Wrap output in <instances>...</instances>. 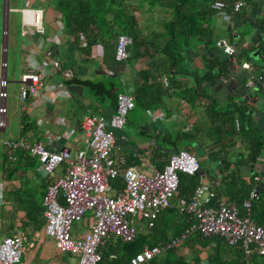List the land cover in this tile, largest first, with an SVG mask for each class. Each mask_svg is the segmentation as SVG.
<instances>
[{
	"label": "crops",
	"instance_id": "0c3cea01",
	"mask_svg": "<svg viewBox=\"0 0 264 264\" xmlns=\"http://www.w3.org/2000/svg\"><path fill=\"white\" fill-rule=\"evenodd\" d=\"M35 2L44 3V11L40 7H32L31 5ZM50 2L51 0H24L23 6L20 7L40 10L44 30L43 34L40 36L35 34L31 28H27L26 33L20 36L19 62L22 69L21 72L31 66L36 67L37 64L33 65L32 60L39 62L45 56L55 61L56 65L51 63L39 69L42 86L37 93L23 101L25 115L17 126V133L19 131L28 141L38 142L50 151L66 148L69 153L72 154L76 149H80L84 146L79 129V122L88 114H96L106 119L113 112L115 104L111 106L109 102L105 101L104 104L100 106L87 89L77 83L70 84L66 82V80L74 78L75 80L101 81L103 83L119 81L121 85L124 86V90L122 91L130 94L134 86L135 72L145 70L149 59L144 57L120 65H106L101 63L103 50L99 43L90 47L88 57L83 56L73 45L72 36L66 34L63 30L62 23L59 20V14ZM125 7L133 12L136 19L138 18L141 26H144V24L147 23L146 21L152 20L150 19L152 18L151 16L155 15L154 11L149 13L144 5L140 8L138 0L125 1ZM13 10L17 11L18 9ZM259 20L262 21L258 22ZM243 21L259 23L260 28H262L261 26H264V13H261L260 9L258 15H256V9H240V11L228 21V40L215 38V41L223 40L233 48V53L230 55L232 70H229V66H227V63L224 61L229 55L224 54L221 48L215 46L213 52L218 55L220 59H223L226 65L224 76L222 75L216 79L212 86L204 84L203 93L205 95L197 93L190 95L192 93L191 90L195 87V79L192 73L198 72L201 69L198 51H203V48L198 45L196 41H193L192 44H190L189 41L188 48L183 52L184 58L181 63L182 72L172 75L173 80L178 83L180 88L168 90L166 93L159 96L157 104L144 109L148 121L141 122L139 126L136 127L137 138L128 134V131L123 128L126 122L129 123V121L125 119L122 128L114 131V142L111 150L113 156H124L127 160V165H133L143 169H147L148 167L161 169L166 163L169 154L180 150L170 145L167 146V143L170 142L172 132H192L193 129L201 128L196 125L199 120L202 121V116L205 120V125L202 129L206 128L208 126L207 121L200 106L201 104L206 105L209 103H211L218 112L225 111L226 107H228L226 110H232L233 107H238L242 113L234 111L231 115L233 120L237 119L239 121L240 119L246 129H251L253 135L262 137L264 144V126L261 123L262 121H257L253 118V106L246 100V97H249L248 95H252V91L249 90V86L246 85V82L249 81L251 77L260 76L263 72L255 69L252 65V62H257L258 60H249L247 56L250 52H254L257 49L262 52L264 50V44L253 43L252 41L241 42V45L235 43L241 40L242 33L239 31L238 26L246 23ZM21 29L22 26L20 25V31ZM235 35L238 36L236 39L233 38ZM243 62L249 64V69L241 68L240 65ZM162 77H165V85L162 84ZM167 77L168 75H160L156 78V81L158 84H161L162 87H166ZM228 78H232V80L229 82V85H226ZM149 82H151V80H148V83ZM61 88L65 89L67 96L64 97L54 93ZM184 89L189 90V93L187 92V95H185L192 101V105L181 97L180 91ZM146 111L148 113H146ZM153 111H157V114L154 115ZM30 115L38 116L35 121H30ZM171 120H178L181 124H178L177 127H172L173 130L170 132L169 128L165 126V123ZM47 133L55 135L57 138L50 139L47 137ZM250 134L251 132L248 131L240 137L235 135V137L232 138V145L226 148L225 152L222 153V158L228 161H232L236 157L244 159L247 149L246 145L242 142V138ZM200 138H203L208 143V147L212 146L202 134H198L195 131L193 137L194 143L188 148L190 150L188 151L189 153L195 150L198 144L197 140ZM152 149H160L166 152V156L153 160L150 158ZM230 152H235V154L231 155ZM86 154H90L89 148L86 149ZM258 159L264 162V145L260 149L255 162H257ZM242 166L249 167L247 164ZM13 168H16L17 171L11 172ZM63 170L64 167L60 164L55 168L54 175L48 176V174L43 177L38 170V162L35 157L18 148H13L9 152V150L2 145V148H0V208L4 207L5 210L14 209L15 213H18L17 216L19 219L22 216L21 212L17 211L20 207L18 205L19 201L27 200L29 202L30 199H26V195H32L34 201H36L39 196L41 197L43 195L46 185L54 178L60 176ZM215 172V166L210 173L203 170L202 175L199 176L198 183L208 181L215 176ZM253 174H255V180L258 181L257 187L260 189V185L263 184L262 189L264 190V175L252 172L247 177H243L239 173L246 182L248 177ZM112 188L113 194L121 189V187L117 188L114 186ZM224 199L226 200V198ZM18 219H16V226L18 225ZM90 220L91 217L88 216V220L84 223L86 234L89 224L91 223ZM88 221H90L89 224ZM17 232L20 233L22 230L16 228L11 231L10 235H1L0 233V239L4 236H11ZM24 232L26 234V231ZM39 233L40 230L30 233L31 236H27L29 245L32 244L33 249L37 250L41 248L42 244V238H38ZM70 235L72 237L85 236L80 235L79 231L75 228H73L72 233L70 231ZM51 242L52 246L50 248L46 249V251L43 249V251L47 253V258L50 261L54 262V264H76V257L74 255L64 252H55L56 248L52 240ZM23 264H27V261L23 262Z\"/></svg>",
	"mask_w": 264,
	"mask_h": 264
},
{
	"label": "built area",
	"instance_id": "2783aa9c",
	"mask_svg": "<svg viewBox=\"0 0 264 264\" xmlns=\"http://www.w3.org/2000/svg\"><path fill=\"white\" fill-rule=\"evenodd\" d=\"M243 6L241 0H213L210 4L214 15L226 22ZM17 11L22 26L20 36L26 33L27 28H31L37 35L43 34L40 10L19 8ZM79 39H83L80 33ZM130 43L131 39L127 35L116 37L113 48L115 61L125 59L126 47ZM215 46L221 48L226 55L233 53V48L223 40L216 41ZM2 51L4 53L3 49ZM51 63L56 65L55 61L45 56L36 67L31 66L21 72L17 89L19 101L23 102L38 92L42 86L39 69ZM240 66L249 69L246 62ZM0 68V130H3L6 126L2 104L6 86L3 57ZM161 81L166 84L165 77ZM246 85L250 86L251 82L247 81ZM54 93L67 96L63 88ZM132 108V96L121 91L116 94L114 110L108 118L96 114L85 116L79 122L84 146L72 154L66 148L50 151L38 142L28 141L19 131L16 140L2 142L9 152L18 148L35 157L43 177L64 164L63 173L46 185L41 199L43 233L53 241L55 248L74 255L76 264H96L100 259L96 248L105 239L111 236L123 242L132 241L136 234L135 221H143L145 228L149 229L160 211L173 207L177 212L186 215L189 221L187 226L162 247L142 245L128 258L126 264H149L162 249L180 245L193 233L203 237L218 236L228 245L239 243L246 264H249L251 255H264V226L249 219L248 200L242 202L246 214L238 217L234 204L216 195L217 176L197 183L186 197L178 195L177 174L193 175L198 167L195 157L188 151L180 149L170 153L161 169L127 165L124 156L111 154L114 131L122 128L126 114ZM233 126L236 131L239 130L240 123L237 119L233 120ZM47 137L57 138L49 133ZM87 148L90 150L89 155L86 154ZM116 178L121 189L113 194L109 180ZM253 195L254 192H251L249 198ZM87 212L91 217L87 234L72 237L71 223L79 221ZM21 252L20 233L0 239V264H17Z\"/></svg>",
	"mask_w": 264,
	"mask_h": 264
},
{
	"label": "trees",
	"instance_id": "16d2710c",
	"mask_svg": "<svg viewBox=\"0 0 264 264\" xmlns=\"http://www.w3.org/2000/svg\"><path fill=\"white\" fill-rule=\"evenodd\" d=\"M125 1L128 0H51L50 3L59 14L63 30L72 36L73 45L83 56L88 57L90 47L99 43L103 50L101 63L106 65H120L144 57L149 59L145 70L135 72L134 86L130 92L133 107L139 105L143 109L150 108L158 103L160 95L168 90L180 88L172 75L182 72L183 52L188 48L189 41H196L203 48V51H198L201 69L192 73L195 87L190 95L194 93L205 95L203 85H214L216 79L226 72L225 62L213 52L216 41L206 21L208 17L214 15L210 8L213 0H138L140 8L144 5L148 12L154 11L155 14L144 26H141L133 12L125 7ZM241 1L244 7L254 10L261 2ZM79 33L83 36L82 40L79 39ZM121 34L129 36L131 43L126 47L125 59L115 61L113 48L116 37ZM160 75H168L166 87L157 83L156 78ZM148 80L151 82L148 83ZM66 82L77 83L87 89L100 106L105 101L114 106L116 93L124 90L119 81L103 83L71 78ZM180 92L181 97L192 105V101L186 96L189 90L184 89ZM200 107L208 126L204 129H193L192 132L176 131L167 146L190 151L188 148L191 143L183 148L179 147L180 143L183 140L193 141L195 131L202 134L212 144L210 156L216 168L214 175L219 178V185L215 188L216 195L234 204L238 217L246 214L242 202L248 200L249 219L264 226V190L257 187L255 174L250 175L246 182L238 170L239 165L254 164L264 145L262 137L253 135L251 129H246L240 119L239 130H234L231 115L234 111L242 113L238 107L223 112H218L211 103L201 104ZM248 131L251 134L242 138L247 149L245 158L236 157L232 161L223 159L222 153L232 145V138L235 135L240 137ZM165 156L166 152L160 149L151 150L150 158L153 160ZM62 165L64 167V164ZM14 171L17 169L11 170ZM177 178V191L180 197H186L199 181V176L183 173H178ZM109 184L112 187H121L117 178L109 180ZM251 192H255V195L249 198ZM26 199H30L29 202L19 201L20 207L17 209L22 216L17 220L16 228L26 231V234L20 232L22 238H27L30 233L44 227L42 206L35 204L32 195H26ZM188 222L186 215L177 212L175 208L163 209L154 219L151 228L145 233L136 231L132 241L123 242L111 236L105 239L96 248L100 257L96 264H126L128 258L142 245L162 247L171 237L181 232ZM183 247H186L187 252L178 253L177 249ZM248 262L264 264V255L253 254ZM149 264H246V262L239 243L228 245L218 236L203 237L193 233L180 245L162 249Z\"/></svg>",
	"mask_w": 264,
	"mask_h": 264
},
{
	"label": "rangeland",
	"instance_id": "374dc122",
	"mask_svg": "<svg viewBox=\"0 0 264 264\" xmlns=\"http://www.w3.org/2000/svg\"><path fill=\"white\" fill-rule=\"evenodd\" d=\"M24 0H0V61L2 57L5 60V80L6 86L4 89V97L2 99V104L4 107V113L6 117V126L3 130H0V148H2V142L5 140L14 141L17 138V126L21 120H23V116L25 115L23 110L24 103L19 101L17 98V89H18V79L21 74V65L19 60V42L21 37L19 35L20 32V21H19V12L14 11L13 9H19L23 6ZM260 2L256 9V15H258V11L260 9L261 13H264V5H260ZM32 7H40L43 11L45 9L44 3L35 2L31 5ZM247 10V7H242ZM150 13V12H149ZM153 16V15H152ZM138 19V18H137ZM207 23L209 24V28H211L213 37L219 39L228 40L229 36V28L228 23L224 22L220 17L215 15L207 18ZM231 23V22H230ZM231 25V24H230ZM247 24H241L238 26L240 32H244L246 30ZM237 28V29H238ZM193 41H190L192 44ZM4 50V53L2 51ZM249 60H253L249 58ZM33 65L38 64V61H32ZM32 65V64H31ZM30 66V65H28ZM1 75V68H0ZM1 101V100H0ZM228 107H226L227 109ZM225 109V110H226ZM157 111H153V114L156 115ZM38 115H30L29 120L35 121ZM125 119L129 121L123 126L128 131V134L133 135L134 138H137V129L141 122L148 121L147 116L144 113L143 107L139 105H135L133 109L127 112ZM26 121V120H25ZM24 121V122H25ZM204 118L202 116V121L199 120L197 122V127L203 128L205 125ZM204 122V124H203ZM178 120H171L170 122H166L165 126L169 128L170 132L173 130L172 127H177ZM206 130V129H205ZM175 132V131H174ZM174 132H172L171 136H173ZM195 139V138H194ZM188 143L193 145V141L183 140L180 143L179 147L183 148ZM197 145L195 150L191 152V154L195 157L198 166H200L205 172L210 173L214 168V162L211 160L210 151L211 147H208V143L202 138L197 140ZM4 146V145H3ZM178 146V145H177ZM198 149V150H197ZM231 155L235 154V152H230ZM55 170L50 173L48 176L54 175ZM36 205L41 204V197L37 198ZM18 213H15V210H5L4 207L0 208V233L1 235H10L12 230L16 229V219H18ZM88 213L79 220L74 221L70 225V231L72 233L73 228L79 231L80 235H86V229L84 223L88 220ZM87 218V219H86ZM91 221V220H90ZM88 221V224L90 223ZM134 226L137 232L145 233L148 229L145 228V224L143 221H135ZM7 231V232H6ZM43 228H40V233L38 238H42V244L40 249H33L32 244L29 245L28 239L26 237L22 238V252L19 258V262L17 264H23V262L27 261V264H54V262L50 261L47 258L46 249L50 248L52 245L51 239L45 235H43ZM23 233V231H22ZM30 246V247H28ZM55 252L61 253L59 250L55 249ZM178 253H186V247L178 248ZM76 260V259H75Z\"/></svg>",
	"mask_w": 264,
	"mask_h": 264
},
{
	"label": "water",
	"instance_id": "95a60500",
	"mask_svg": "<svg viewBox=\"0 0 264 264\" xmlns=\"http://www.w3.org/2000/svg\"><path fill=\"white\" fill-rule=\"evenodd\" d=\"M243 22H246L245 24H247L246 30H244V32H241V40L236 41L235 43L241 45V42L243 43L244 41H252L253 43L264 44V26H261L262 28H260L259 23H250L249 21ZM236 37L238 36L235 35L233 38L236 39ZM248 57L254 60H258L257 62H252V65L255 69L263 72L260 76L251 77L249 79V81L251 82L249 90L252 91V95H248L249 97H246V100L253 106V118L257 121H262L261 123L264 126V50L260 52L259 49H257L254 52H250L248 54ZM224 61L227 63V66H229V70H232V62L230 61V56H227ZM231 80L232 78H228L226 85H229V82ZM238 170L240 175L243 177H247L252 172H257L261 175H264V162L261 159H258L257 162L249 167L239 165ZM202 171L203 169L198 166L193 175L201 176ZM260 187V189H262L263 184H261Z\"/></svg>",
	"mask_w": 264,
	"mask_h": 264
},
{
	"label": "flooded vegetation",
	"instance_id": "af4514ba",
	"mask_svg": "<svg viewBox=\"0 0 264 264\" xmlns=\"http://www.w3.org/2000/svg\"><path fill=\"white\" fill-rule=\"evenodd\" d=\"M260 5H264V0H261ZM259 5V6H260ZM262 20H259L258 22H261ZM264 25V24H263Z\"/></svg>",
	"mask_w": 264,
	"mask_h": 264
}]
</instances>
